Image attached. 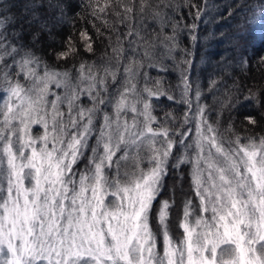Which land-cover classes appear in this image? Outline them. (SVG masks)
<instances>
[{
    "label": "snow or ice",
    "instance_id": "obj_1",
    "mask_svg": "<svg viewBox=\"0 0 264 264\" xmlns=\"http://www.w3.org/2000/svg\"><path fill=\"white\" fill-rule=\"evenodd\" d=\"M264 0H0V264H264Z\"/></svg>",
    "mask_w": 264,
    "mask_h": 264
},
{
    "label": "trees",
    "instance_id": "obj_2",
    "mask_svg": "<svg viewBox=\"0 0 264 264\" xmlns=\"http://www.w3.org/2000/svg\"><path fill=\"white\" fill-rule=\"evenodd\" d=\"M248 40L252 41L250 51L255 50L257 53L264 52V47L261 46V43L258 39L253 40V37L249 36Z\"/></svg>",
    "mask_w": 264,
    "mask_h": 264
}]
</instances>
